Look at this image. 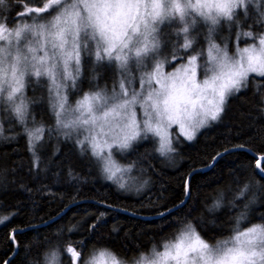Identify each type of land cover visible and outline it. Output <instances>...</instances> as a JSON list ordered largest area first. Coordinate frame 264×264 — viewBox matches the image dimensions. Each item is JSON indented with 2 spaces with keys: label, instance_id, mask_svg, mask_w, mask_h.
Returning a JSON list of instances; mask_svg holds the SVG:
<instances>
[{
  "label": "snow or ice",
  "instance_id": "obj_1",
  "mask_svg": "<svg viewBox=\"0 0 264 264\" xmlns=\"http://www.w3.org/2000/svg\"><path fill=\"white\" fill-rule=\"evenodd\" d=\"M40 2V7L24 5L25 10L17 14V19H26L19 24L14 20L9 27L2 16L7 0H0V136L5 118H15L23 125L33 167L40 166L38 146L42 147L45 132H53L37 123L35 116L29 127V109L34 101L26 96L25 89L33 81H47L55 130L65 138L75 135L81 152L90 151L102 174L124 189L129 182L137 183V178L131 176L137 162L120 164L116 153L123 156L150 137L158 138L156 151L162 156L174 153L169 131L173 125L179 126L185 139L193 140L200 128L220 118L229 96L246 88L252 74L264 78V32L257 33L251 27L237 30L232 53L228 42L221 44L216 40L222 23L239 29L241 18L248 19L253 14L255 22L264 27V0ZM199 25L206 28L204 47L198 42ZM242 39L251 43L241 47ZM89 59L94 65L92 79L99 75L96 68L113 69L116 78L111 91L105 86L84 92L73 106L69 102L70 90L78 88L84 63ZM228 151L231 149H224ZM224 152L212 157L209 167ZM262 162L264 153L255 158V169L264 178ZM261 190L264 186L257 188V192ZM250 191V184L245 183L231 206L236 207L235 201ZM190 195L186 179L185 196ZM257 199L253 192L234 217L232 234L215 242L205 239L197 224L189 220L174 238L162 240L159 247L153 244L148 253L142 252L130 260L106 247L93 248L85 259L71 243L65 251L70 254V264H264V223L241 227L249 221L250 206ZM221 207L223 192L208 206V211ZM171 212L168 209L160 215ZM103 216L101 213L90 229H95ZM9 219L8 215H0V224ZM202 221L200 217L199 222ZM19 231L13 229L9 236L16 247ZM68 231H76V227ZM79 243L83 248V241ZM45 264H60L59 246L45 253Z\"/></svg>",
  "mask_w": 264,
  "mask_h": 264
},
{
  "label": "trees",
  "instance_id": "obj_2",
  "mask_svg": "<svg viewBox=\"0 0 264 264\" xmlns=\"http://www.w3.org/2000/svg\"><path fill=\"white\" fill-rule=\"evenodd\" d=\"M14 2L15 8L5 17L9 27L13 26L17 14L25 10L24 5L42 6L40 0ZM255 19L253 16L244 19L241 29L251 27L257 33L263 32L260 24L249 22ZM222 27L221 32H224L223 23ZM201 40V47H204V34ZM248 42L251 41L242 39L240 45ZM217 43L222 44V41L217 40ZM87 64L88 60L84 63V71ZM114 72L103 77L107 89L113 86ZM92 74L91 77L81 76V88L77 94L69 95V101L90 91ZM42 85L40 91L32 92L29 86L26 89V96L34 101L29 109V127H32L31 117L35 116L37 123L53 129L50 135L45 132L40 142L42 147L38 146L39 167H33L24 126L15 118L3 120L0 215H8L10 219L0 225V261L6 260L15 249L9 239L13 229L22 231L16 233L19 247L9 259L11 264H45V253L57 246L60 264H70V254L65 251L69 243L81 251L82 259L87 258L93 248L106 247L130 260L142 252L148 253L153 244L159 247L162 240L174 238L182 224L189 220L197 224L205 239L215 242L232 234L234 217L243 210L253 192L257 195V203L250 206L249 221L241 227L264 223L261 220L264 190L257 192V188L264 186V178L255 169L253 155L264 153V78L252 74L246 88L229 96L218 121L198 132L193 140L180 136L173 139L176 157L171 160L173 163L156 151V138L151 137L135 144L123 156L118 153L120 164L137 162L133 172L141 182L132 191L121 189L107 179L94 163L91 152H81L75 135L65 138L55 130L56 118L49 105L47 81ZM238 145L248 151L228 152L209 170L194 173L188 184L190 198L170 214L160 215L184 199L185 181L190 171L208 165L218 152ZM245 183L250 184L251 191L236 200V207H232L230 202ZM142 184L145 186L141 188ZM221 192L224 193V207L210 213L208 206ZM101 213L104 216L97 227L90 229ZM200 217H203L202 223ZM72 226L76 231L70 233L68 229ZM114 228L117 231H113Z\"/></svg>",
  "mask_w": 264,
  "mask_h": 264
},
{
  "label": "rangeland",
  "instance_id": "obj_3",
  "mask_svg": "<svg viewBox=\"0 0 264 264\" xmlns=\"http://www.w3.org/2000/svg\"><path fill=\"white\" fill-rule=\"evenodd\" d=\"M15 6H16V3L14 2V0H7V6H6V9H5V10L3 11V13H2L3 18H5V17L7 16V13L9 12V10H11L12 8L14 9ZM21 7H22V4L20 5V8H21ZM252 16H253V17H256L254 14H253ZM25 19H26L25 17H20L19 19H17V17H16L15 21H16L17 24H19V23L21 22V20H25ZM255 21H256V19H255V20H252V21H249V22H251V23L254 22L256 25H258L259 23H256ZM243 23H244V18H241V24H243ZM223 24L225 25V31H224V32H221L222 29H223V27L221 26V27L218 29V31H219L220 33H219L218 31H217V33H216V38H217V40H221V41H223V42H228V44H229V52L232 53V52L235 51V48H234L235 32H236L237 30H244V31H246V30H245V29H241V24H240L239 29L236 28V27H231V28H230L226 23H223ZM198 27H199V29H200V35H199V37H198V42H199V46L201 47V41H202V40H201V37H202L203 34L206 33V28H205L203 25H199ZM263 32H264V31H263ZM248 43H251V42H248ZM240 46L243 47V46H245V44H242V45H240ZM205 58H206V56H205ZM95 70L99 72V75L97 76V78H96L95 80H93V81L91 82L92 86L88 87V88H89L88 90H97V87H99V88H104V87H101V86H105V85H106L105 82H104L103 77L106 76L107 74H109L110 71L113 72V69H110V68H96ZM168 70L171 71V70H173V69L170 68V69H168ZM93 71H94V65H93V63H92V59H89L85 71H84V68H83V74H82V77H85L86 75H88V76L91 77V73H92ZM115 74H116V73L114 72L113 76H114ZM109 75H110V74H109ZM200 78H203V74H202V73H201V77H200ZM114 79H115V78L113 77V80H114ZM80 84H81V82L79 81V82H78V85H79L78 88H77V89H74V90H70L69 95H71V94H72V95L77 94L78 90L81 88V85H80ZM43 87H44V86L42 85V83L37 84L35 81H33V82L29 85V90H32V92H36V91H40ZM26 89H27V88H26ZM26 89H25V94H26ZM111 89H112V86H111L108 90L111 91ZM84 92H88V91H84ZM84 92L80 93L79 95L74 96L73 101H69V102H70L73 106H75V101H76L77 99H79V98L83 95ZM137 115H138V117H139V115H140L139 108H137ZM7 120H8V119H7ZM217 121H218V120H216V121H209V123H208L207 126L200 128V129L196 132V135H197V133L200 132L202 129H204V128L210 126L211 124H213V123H215V122H217ZM169 131H170V133H171V135H172V140H173V139H177V138H178L177 136L183 137V138L185 139V137H184L183 135H180V132H179V126H178V125H173V126L169 129ZM196 135H195V136H196ZM0 137H2V136H0ZM155 140L157 141V144H158V147H159L158 138H156ZM186 140H187V139H186ZM117 154H118V153L115 154V158H116V160H117ZM173 159H176V157H175V155H174L173 153L167 155V161H168V162L173 163V162L171 161V160H173ZM131 176L137 178V183H131V182H129V186H127L126 188H124V190H126V191H132V189L137 188L136 186L139 184V182H141V179H139L138 175H136L135 172L132 171ZM144 186H145V185L142 184L141 188L144 187ZM254 224H255V223H254ZM0 225H1V224H0ZM250 225H251V224H250ZM250 225H248V226H250ZM248 226H246V227H248ZM246 227H242V228H246ZM70 259H71V258H70Z\"/></svg>",
  "mask_w": 264,
  "mask_h": 264
},
{
  "label": "water",
  "instance_id": "obj_4",
  "mask_svg": "<svg viewBox=\"0 0 264 264\" xmlns=\"http://www.w3.org/2000/svg\"><path fill=\"white\" fill-rule=\"evenodd\" d=\"M228 149H231V151H235V150H246V151H248V149L247 148H245V147H243V148H238V147H231V148H228ZM231 151H228V152H231ZM222 152H224V151H222ZM228 152H224V154H226V153H228ZM223 154V155H224ZM254 156H255V158H257L259 155L258 154H253ZM212 163V161L208 164V165H205V166H202V167H198V168H195V169H197V171H195V172H193V170L192 171H190V173H192V175L194 174V173H196V172H198V171H206V170H209L211 167H209V165ZM257 172H258V170H257ZM191 175V176H192ZM187 180H188V184H189V180H190V178H189V174H188V176H187ZM187 198L188 197H184V199L182 200V201H184V203L186 202V200H187ZM182 204H181V202L179 203V204H177L176 206H174V207H172L171 209L173 210V209H176L177 207H179V206H181ZM66 210V209H65ZM165 213L167 212V210L166 211H164ZM63 212H61V214H62ZM20 231H22V229L20 230ZM16 251H17V247H16V245H15V249H14V251H13V253L6 259V260H9L12 256H14L15 255V253H16Z\"/></svg>",
  "mask_w": 264,
  "mask_h": 264
}]
</instances>
